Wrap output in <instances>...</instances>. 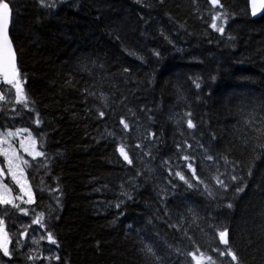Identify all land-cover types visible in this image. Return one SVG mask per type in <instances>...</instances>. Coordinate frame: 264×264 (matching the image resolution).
I'll return each instance as SVG.
<instances>
[{
    "label": "trees",
    "instance_id": "16d2710c",
    "mask_svg": "<svg viewBox=\"0 0 264 264\" xmlns=\"http://www.w3.org/2000/svg\"><path fill=\"white\" fill-rule=\"evenodd\" d=\"M249 2L11 0L28 107L0 85V128L27 129L43 155L23 156L26 235L1 208L4 262L264 264V14ZM27 236L49 250L40 261Z\"/></svg>",
    "mask_w": 264,
    "mask_h": 264
},
{
    "label": "snow or ice",
    "instance_id": "6c2138e0",
    "mask_svg": "<svg viewBox=\"0 0 264 264\" xmlns=\"http://www.w3.org/2000/svg\"><path fill=\"white\" fill-rule=\"evenodd\" d=\"M10 2L11 0H0V69H2V71H0V75L3 76L4 83L9 84L12 88L15 89L16 102L23 103L24 106L27 108L28 107V97L24 93L22 82L19 78V71L15 64V53H14L11 38L9 36V26L11 23ZM40 2L42 6H49V7L53 6V5H45L44 0H40ZM210 2L213 5V7H216L219 4V0H210ZM261 2H262V6H264V0H261ZM253 4H254L253 14H255L256 0H253ZM216 19H220L219 13L213 18V21H215ZM211 27L219 31L220 33L224 32L223 25L218 27L216 23L213 22L211 24ZM197 87H199V84H197ZM3 98H4L3 96H0V99H3ZM100 115L103 116L104 113L101 112ZM120 122L121 124H123L125 129H128L129 125L123 119H121ZM36 123L37 125H39L40 123V120L38 118L36 119ZM187 126L189 128L195 127L192 120L190 119L187 121ZM24 131H28V130L25 129ZM7 135L15 136L17 134L7 133ZM152 135H155V134L152 133ZM28 139L31 140L32 142V151L29 152V155H33L34 158L35 156H42L43 155L42 152L35 151L36 142L32 138L30 133H29ZM137 146L139 147V145ZM9 148H10V145H9ZM9 148L0 149V154L4 155L5 157L8 174L11 175L13 181H15L17 185H19L20 190H21V194L16 196L14 199L20 200L24 204L34 203V197H33V193L31 189L29 188L25 190V185L21 183L23 170L21 169L20 165L21 164L27 165L28 162L16 156L15 150H12L11 155H9ZM25 151H28V149H25ZM120 154L121 156H123L125 161H128L129 163H131V160L129 159V156L123 146H121L120 148ZM185 159H188V157H185ZM188 166L190 168L192 167L191 164H189ZM18 171L20 173L19 176L17 174ZM176 175H180V173H176ZM3 176H4V169L0 168V177H3ZM181 179H184V177L181 176ZM235 179L236 177H233V180ZM217 180L221 186L226 187V185L223 184L222 180H219V178H217ZM238 190L243 191V188H240ZM10 194H11V189L8 188L7 185H3V193L0 194V204H12L13 207H17L24 215H28L29 209L20 208L19 204L14 203L13 199L10 198ZM25 196L27 197V199H24ZM228 207H231V204H229ZM43 219H44V215L43 213H40V215L37 218L31 221V223L40 224L41 227H45V225L42 223ZM0 233L3 234L2 236H0V252H2L5 257L10 258L11 257V252L9 250L10 240L8 238L7 232L5 231L3 227V221H0ZM26 234H27V229H25L24 235ZM218 237H219L220 243L224 245H228V239H227L228 230L227 229L218 231ZM47 240L54 245L57 244V241L55 240L53 234L50 231L47 233ZM216 250L219 251L220 256L227 255L231 257L232 261H238V257L230 248H226L224 250H219V249H216ZM56 259H59V257H56ZM193 259L196 260V264H201L203 255H201V257L197 259V257L193 254ZM207 259L209 261H212V264H215V261L213 260L212 257L209 256Z\"/></svg>",
    "mask_w": 264,
    "mask_h": 264
},
{
    "label": "rangeland",
    "instance_id": "374dc122",
    "mask_svg": "<svg viewBox=\"0 0 264 264\" xmlns=\"http://www.w3.org/2000/svg\"><path fill=\"white\" fill-rule=\"evenodd\" d=\"M19 1L22 2V4L24 6H27V0H19ZM260 1L261 0H256L255 13L258 11V3ZM252 4H253V1H252ZM248 8H249L250 17L253 20L260 19L264 14V12H263V14L261 16H255L253 14L252 9L250 8V2H249ZM253 8H254V4H253ZM10 9H11V12H13L12 5H10ZM13 16H14V14H13ZM0 80H1V76H0ZM0 85L5 86V88H7V86H9V84L6 85V83H4L3 81H0ZM14 98L16 99L15 95H14ZM1 102H2V99H0V106H1ZM24 130H25V128H21V127H17V126L9 127V128H0V149L9 148V145H10L9 155H11L12 150H15V154L18 157H20L19 155H21L22 157L25 156V158L38 159L40 156H35V158H34L33 155H29V152L32 151V142H31V140L28 139L29 132L24 131ZM7 133H16L17 135L8 136ZM261 143L264 146V141H261ZM25 149H28V151H25ZM35 151H38L37 143H35ZM20 167L24 169L25 165L21 164ZM0 168L4 169V176L0 177V182H2V183H0V194L3 193V185H7L8 188L11 189L10 198H12L16 204H19V206H21L23 208L26 206H29L30 204H24L20 200L14 199L16 196L21 194V190H20L19 185H17L15 183V181H13L11 175L8 174L5 157L2 154H0ZM17 174H18V176L20 175L19 173H17ZM25 178L27 180L29 179L28 173H25V177L22 175L21 183H23L25 185V190L30 188L32 193H33L32 187L30 186L28 188L26 186L25 180H24ZM24 199H27V197L25 196ZM7 205L8 204H0V207L3 208L4 206H7ZM16 215H17V219L15 220L13 227H9V228L11 230H17L19 232L23 231L25 228H28V225H25L26 216H24V214L21 211H18ZM1 221H3L2 218H1ZM3 227L5 229V222L4 221H3ZM29 229L32 232H34L31 227H29ZM2 235L3 234L0 233V236H2ZM22 243H23L22 244L23 247H26V250L30 253V255L28 257L31 258L32 260H35V261H40L41 259H43L44 255L46 253H48V251H49L48 249H43V247L41 245V241L36 237L27 236L25 238L24 242H22ZM23 255L24 254H22V256ZM0 264H9V263L4 262L0 258Z\"/></svg>",
    "mask_w": 264,
    "mask_h": 264
},
{
    "label": "water",
    "instance_id": "95a60500",
    "mask_svg": "<svg viewBox=\"0 0 264 264\" xmlns=\"http://www.w3.org/2000/svg\"><path fill=\"white\" fill-rule=\"evenodd\" d=\"M206 2H208L210 5H212L211 4V2H210V0H205ZM253 1V0H252ZM213 6V5H212ZM217 7V6H216ZM250 8L252 9V11H253V4H252V2H250ZM263 12H264V6H262V2L260 1L259 3H258V11L254 14L255 16H261L262 14H263ZM15 64H16V67H17V63H16V56H15ZM1 76V81H3V76L2 75H0Z\"/></svg>",
    "mask_w": 264,
    "mask_h": 264
},
{
    "label": "bare ground",
    "instance_id": "6f19581e",
    "mask_svg": "<svg viewBox=\"0 0 264 264\" xmlns=\"http://www.w3.org/2000/svg\"><path fill=\"white\" fill-rule=\"evenodd\" d=\"M250 2H252V0H250ZM0 71H2V69H0Z\"/></svg>",
    "mask_w": 264,
    "mask_h": 264
}]
</instances>
